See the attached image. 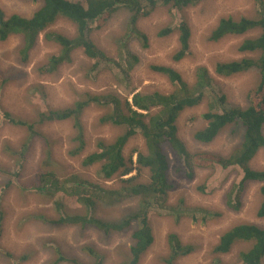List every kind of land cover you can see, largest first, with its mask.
I'll list each match as a JSON object with an SVG mask.
<instances>
[{"label": "rangeland", "instance_id": "374dc122", "mask_svg": "<svg viewBox=\"0 0 264 264\" xmlns=\"http://www.w3.org/2000/svg\"><path fill=\"white\" fill-rule=\"evenodd\" d=\"M38 6L37 2L31 0H0V10L5 17L18 15L29 18ZM255 7V0H200L195 6L181 11H175L170 6H158L147 18L140 19L137 24V27L149 38L148 48L143 49L135 40L129 45L130 54L139 60L128 73L129 84L127 79L124 84L118 82L109 71L93 73L92 61L80 49L71 52L70 63L62 64L54 72L46 74L39 72L47 66L50 57L61 50L58 44L48 41L45 35L55 33L67 39L75 36L74 25L65 19L56 21L37 38L26 63L21 61L19 54L22 42L20 36H12L0 42V75L5 79L4 84L0 82V205L3 213L0 264H71L58 263L55 250H59L67 257L90 264L91 260L83 251L84 247H90L103 254L105 256L103 264H120L127 254L131 244L130 236L134 229L132 225L125 231L110 232L106 235L91 227L56 228L38 221L27 220L28 216L36 214L49 219L58 218L51 201L35 195L33 189L29 188L26 191L21 189L24 184L30 183L31 175L42 157V140L38 136L33 137L25 127L11 122V118L6 116L8 113L16 121L35 120L34 99L39 96L37 92L28 94V90L32 89L31 86L38 85L39 91L45 95L44 101L50 108H62L74 101L78 97L76 94L82 92L94 95L112 94L130 101L136 92L143 94L159 92L167 95L174 91L168 79L151 71L152 65L170 66L189 86L195 82L196 69L202 67L214 79V91L225 96L228 107L244 109L245 95L257 82L256 72L231 79L218 78L213 74V67L217 63L247 56L240 54L237 47L244 38L254 34L250 33L247 37L241 38L230 37L218 43L211 42L209 35L222 18L239 20L255 17ZM128 19L129 14L122 9L118 10L101 30L96 31L93 26L90 39L96 49L109 58H117L116 43L126 32ZM181 23L187 24L190 29V53L185 59L175 63L171 57L178 48L176 29ZM166 27L176 31L170 37L158 38L157 33ZM38 102L42 104L41 100ZM206 107L208 105L204 103L180 113L176 120L178 136L191 153L227 157L238 145L241 130L235 134H232L230 129L225 130L209 144L198 143L192 138L195 131L205 126L201 116ZM101 114L102 110L94 106L84 112L87 141L85 154L94 151L93 144L96 138L110 140L119 132L109 125H100L97 121ZM71 126V123H54L35 128L52 142L55 167H63L66 173L71 172L72 167L77 171H83L79 161L69 158L65 152L67 136L75 133ZM9 148L20 152L26 148L25 159L20 162L21 165L24 164L20 178L14 177L17 172L16 166H20L16 163L18 155L6 154L5 149ZM138 152H146L140 135L135 136L125 146V159L136 161ZM163 152L170 162L167 178L172 187L162 207L150 213L154 244L139 264H166L164 260L168 256L166 238L172 233H175L184 245H190L194 249L191 254L179 258L176 264H211L215 257L212 250L225 231L242 224H253L264 228V218L260 219L256 216L262 201L258 192L259 184H248L240 195L239 207L237 210H232L226 205L227 196L232 186L242 176L239 169L233 167L195 169L193 177L187 179L184 172L176 171L177 161L173 158L170 149L164 147ZM249 166L256 171H264V148L259 150ZM84 172L91 180L95 177V169ZM132 175L135 173L130 176ZM143 175L140 180L145 182L148 178L146 171ZM114 179L106 182L97 180V183L103 188L114 190L121 185L117 179ZM9 182L12 186L4 190L6 183ZM138 201L137 198H133L118 205H98L93 215L102 221L120 222L129 213L137 210ZM176 207H182L185 212L183 214L174 212L172 209ZM80 212L71 201L65 214L74 215ZM243 250L245 247L236 245L230 254L219 258L223 264H237L239 253ZM6 253L11 257L8 258ZM23 256L27 259L20 262L19 259Z\"/></svg>", "mask_w": 264, "mask_h": 264}, {"label": "trees", "instance_id": "16d2710c", "mask_svg": "<svg viewBox=\"0 0 264 264\" xmlns=\"http://www.w3.org/2000/svg\"><path fill=\"white\" fill-rule=\"evenodd\" d=\"M39 4L29 18L18 15L5 17L0 10V42L12 36L22 39L19 54L23 63L27 62L29 52L34 47L37 38L59 19L71 22L75 27V36L67 39L55 33H48L45 38L61 47L58 54L50 60L41 74L52 73L65 63H70V54L80 49L92 61V72H111L115 79L123 83L129 72L139 62L131 55L129 45L135 40L143 49L149 46L148 36L138 27L140 19L147 18L158 6H170L175 11H181L195 6L200 0H31ZM256 16L253 18H222L211 31L209 40L218 43L226 38H244L237 47V51L244 56L237 60L217 63L213 67V74L218 78L231 79L249 72H256L257 82L245 95L244 109L228 107L223 94L216 93L215 81L205 68H197L194 74V84L189 86L181 75L164 65H152L151 71L164 76L173 86L174 91L167 95L153 92L143 94L136 92L130 101L120 99L115 95H94L89 92L76 94L78 97L62 108H50L45 95L39 91L38 85H32L28 94L36 92L39 98L34 99L35 120L33 122L16 121L8 113L11 122L25 127L33 136H38L43 142L42 157L30 178V183L21 187L22 190L33 189L39 195L51 201L58 218L49 219L42 215H31L27 220H34L52 227H79L80 229L94 228L104 234L122 232L134 225L130 239L131 244L124 260L120 264H139L142 257L154 244V235L150 225V213L162 207L171 189L167 174L169 159L163 152L168 147L173 158L177 161V172H184L187 179H191L195 169H239L242 176L235 183L228 196L227 207L237 210L240 205V195L248 184H259V195L262 201L256 216L264 218V171H256L249 166L250 161L259 150L264 148V0H255ZM126 10L129 14L125 34L117 40V58L112 59L96 49L90 39L91 29L101 30L118 12ZM178 33V48L172 55L173 62L178 63L190 53L189 41L191 37L187 24L181 23L176 29ZM166 27L157 33L158 38H167L176 31ZM249 55V56H248ZM129 78L127 79V84ZM0 82L5 79L0 75ZM212 91V93H207ZM75 93V91L73 92ZM41 100V105L39 104ZM43 101V102H42ZM206 103L208 107L201 116L205 126L195 131L193 139L201 144L213 142L225 130L235 134L241 130L240 141L229 156L223 157L208 153H191L185 143L179 138L176 120L180 113ZM102 110L98 118L100 125H109L119 130L110 140L97 138L94 140L93 152L84 153L87 147L85 138L84 112L90 107ZM54 123H71L74 135L67 136L66 155L79 161L83 171L72 167L66 173L63 167H55L52 142L37 129L43 125ZM39 130V129H38ZM137 135H140L146 152L137 153L136 161L126 160L125 146ZM135 153V151H132ZM9 156H17L16 163L22 162L26 156V148L13 150L5 149ZM124 159V160H123ZM23 165L16 166V178H20ZM95 169V177L91 180L84 171ZM147 173V181L140 179ZM7 173V172H6ZM73 173V174H72ZM132 173L135 175L130 176ZM80 175V176H79ZM115 178L121 184L117 189L103 188L97 180L106 182ZM81 179V180H80ZM83 179V180H82ZM12 183H6L4 190ZM24 191V192H25ZM137 198L138 206L134 213H129L120 222H106L94 217L93 212L98 205H118ZM1 200V197H0ZM71 201L80 213L66 215ZM156 206V207H155ZM172 209V208H171ZM183 214L182 207L172 209ZM205 213V212H203ZM208 213V212H206ZM205 213V214H206ZM3 213L0 205V237L2 232ZM168 256L166 264H176L179 258L193 252V247L184 245L175 233L166 238ZM242 245L245 250L238 256L237 264H262L264 259V228L253 224L237 225L220 235L212 250L215 256L211 264H223L220 256L230 254L234 246ZM83 251L92 264H103L105 256L90 247ZM58 263L85 264L76 259L63 255L55 250ZM7 257H11L6 253ZM26 257H21L20 262ZM90 263V264H91Z\"/></svg>", "mask_w": 264, "mask_h": 264}, {"label": "bare ground", "instance_id": "6f19581e", "mask_svg": "<svg viewBox=\"0 0 264 264\" xmlns=\"http://www.w3.org/2000/svg\"><path fill=\"white\" fill-rule=\"evenodd\" d=\"M90 84V83H89ZM101 93V92H100ZM117 97V96H116ZM97 139V138H96ZM131 148V147H130ZM124 160V159H123ZM76 169V168H75ZM72 170V169H71ZM70 173V172H69ZM73 174V173H72ZM80 176V175H79ZM81 180V179H80ZM83 180V179H82ZM9 258V257H8ZM16 264V263H15Z\"/></svg>", "mask_w": 264, "mask_h": 264}]
</instances>
